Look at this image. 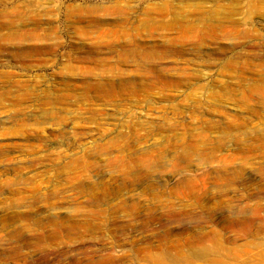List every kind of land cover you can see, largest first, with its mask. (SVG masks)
Wrapping results in <instances>:
<instances>
[{
  "label": "rangeland",
  "instance_id": "obj_1",
  "mask_svg": "<svg viewBox=\"0 0 264 264\" xmlns=\"http://www.w3.org/2000/svg\"><path fill=\"white\" fill-rule=\"evenodd\" d=\"M0 264H264V0H0Z\"/></svg>",
  "mask_w": 264,
  "mask_h": 264
}]
</instances>
